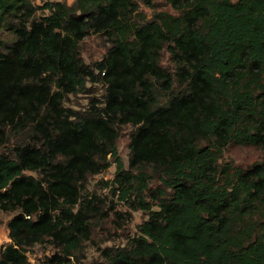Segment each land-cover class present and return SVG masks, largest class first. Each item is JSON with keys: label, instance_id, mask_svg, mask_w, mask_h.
Wrapping results in <instances>:
<instances>
[{"label": "trees", "instance_id": "trees-1", "mask_svg": "<svg viewBox=\"0 0 264 264\" xmlns=\"http://www.w3.org/2000/svg\"><path fill=\"white\" fill-rule=\"evenodd\" d=\"M164 2L173 12L0 0V212L12 213L0 264H27L42 243L49 264L79 260L97 211L87 177L111 162L104 186L147 218L104 264H264V158L221 161L229 144L264 148V0ZM89 34L110 43L92 65L79 55ZM98 83L100 97L65 106Z\"/></svg>", "mask_w": 264, "mask_h": 264}, {"label": "rangeland", "instance_id": "rangeland-1", "mask_svg": "<svg viewBox=\"0 0 264 264\" xmlns=\"http://www.w3.org/2000/svg\"><path fill=\"white\" fill-rule=\"evenodd\" d=\"M36 5H41L42 0H33ZM55 1V0H48ZM70 4L74 0H59ZM156 10H166L173 12L171 7L164 0H153ZM139 11L149 17L152 9L140 4ZM110 43L106 37L101 34H89L79 42V55L86 64L92 65L100 60L106 53ZM160 62L163 66L169 67L168 54H160ZM104 89L98 84L88 85V93L78 95H69L65 100V106L73 108H82L92 96L100 97ZM132 127L129 125L118 128L117 150L124 168H127L129 156V136ZM264 158V148L248 144H229L222 153L221 161H229L234 165L246 167L253 162L260 161ZM108 160L110 156L107 157ZM116 166L111 162L102 172L95 175H88L83 197L95 198L94 205L97 209L92 213L90 220V237L82 242L77 252L79 260L71 258L70 261L63 264H104L101 257V250L107 246L125 245L129 238L137 234L136 226L147 218V214L142 210H130L127 206L118 200L117 194H114L105 187L103 182L110 181L115 173ZM37 176L35 173L26 172ZM10 212H0V252L4 245L11 242L8 235L6 223L11 217ZM56 250L48 243L36 244L27 252V264H49L48 258Z\"/></svg>", "mask_w": 264, "mask_h": 264}]
</instances>
